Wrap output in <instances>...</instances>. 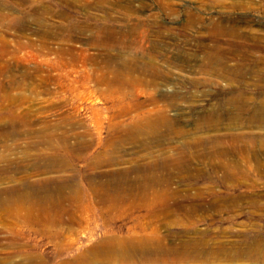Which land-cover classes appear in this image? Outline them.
I'll return each mask as SVG.
<instances>
[{
	"label": "rangeland",
	"instance_id": "obj_1",
	"mask_svg": "<svg viewBox=\"0 0 264 264\" xmlns=\"http://www.w3.org/2000/svg\"><path fill=\"white\" fill-rule=\"evenodd\" d=\"M156 47L152 70L146 67V53ZM106 60L114 80L126 79L124 87L109 91L87 78L97 67L101 71ZM127 61L132 66L123 69ZM263 80L264 0H0V190L20 187L28 195L21 198L26 203L39 190L38 182L59 179L79 190L80 205L86 208L74 221L82 229L74 225V230L1 215L0 264L22 263L32 249L47 264H65L106 238L155 235L176 248L199 241V250L207 253L163 264H264L262 256L234 255L256 239L264 241L260 144L244 159L229 147L230 141H223L225 160L239 165L235 182H226L212 162L190 157L188 169L172 176L168 189L177 194L164 200L170 212L183 208L169 214L154 195L149 205L103 207L92 188L125 183L106 173L129 167L132 158L156 146L148 136L119 141L125 132H114L110 122L123 120L118 117L123 111L131 122L133 116L163 106L176 129L199 138L254 134L261 139L264 126L248 117L232 120V115L235 98L264 101ZM209 113L208 123L199 125ZM157 130L167 138L164 147L182 144L165 126ZM50 136L54 142L43 143ZM77 144L86 145L79 154ZM189 144L203 153L210 148ZM101 152L107 156L101 158ZM116 157L126 164L106 166V160ZM52 158L57 160L49 162ZM90 161L101 164L94 169ZM135 179L129 182L135 187L148 184ZM163 189L154 186L155 192ZM251 199H257L256 208L249 206ZM231 201L236 205L230 206ZM46 231L59 240L46 237Z\"/></svg>",
	"mask_w": 264,
	"mask_h": 264
},
{
	"label": "bare ground",
	"instance_id": "obj_2",
	"mask_svg": "<svg viewBox=\"0 0 264 264\" xmlns=\"http://www.w3.org/2000/svg\"><path fill=\"white\" fill-rule=\"evenodd\" d=\"M14 26L20 28L21 23L14 24ZM157 49L159 50L157 47L153 48L150 53H146L148 60L146 67H150L154 62L156 54L153 51ZM103 64L104 66L100 68L101 71H99V67H97V73L93 72V74H90L91 77L88 76L87 78H90V80L93 79L98 85L105 86L109 91L116 87L122 88L128 83L126 79L118 81L114 80L108 60L103 62ZM131 66L132 64L130 61H127L123 65V69H128ZM151 69L154 70L152 66ZM262 82L264 84V80ZM262 97L264 99V95ZM251 100L252 99L247 96H242L233 100V103H235L236 106L232 115V120L241 121L244 120L245 117H248L250 122H256V124L264 126V101L256 104L249 102ZM154 101L155 100L152 99L151 103L153 104ZM143 106L144 102L140 104V107ZM211 115L212 114L209 113L207 116H203V118L198 121L199 125L203 122L208 123ZM126 116L127 111H123L118 114V117L123 118V120L121 119L117 122H110V129H113L114 132H125V135L121 137L119 141L124 143L128 139L137 138V136H148L147 138L156 146L152 148L149 147L150 149L144 154L137 155L136 158H132L130 160L132 164L129 167L111 171L106 173V176L103 174L107 178L113 177L114 179L119 178L120 180H125V183L118 181V186L112 183V188L103 187L98 183L94 184V187L92 188L97 198V203L103 207H107L109 204L111 206H118L125 203H137L139 206L149 205V196L154 195L158 204L160 206L163 205L161 209L166 211V213L169 214L175 211V209L180 210L183 207L178 205L176 208H173L171 212L168 211L170 208H165L164 200L177 194V191H171L168 189L169 185L172 183V176L176 171L188 169L191 162L189 159L190 157L212 162L215 169L223 172L222 176L226 182H235L239 179V165L234 164V166H231L225 160V157L228 154V147L225 149L223 141L225 139L230 141L231 145L229 147L233 148L232 150L237 151L240 156L242 155V158L244 159L246 158V155L252 151V147L257 148L258 144H260L258 147L264 146V135L261 139L254 134H236L226 137L217 136L203 139L197 137L196 135L189 134L190 132L188 133L187 131L176 129V125H172L171 120L168 118L166 110L163 106H157L149 111H144L137 116H133L130 118L131 122L124 119ZM161 125L166 127L169 131L168 135L170 134L172 139H183L180 146L174 147L177 151H179L178 154L173 155L171 153L174 148H167L163 146L166 143L164 139L167 138H164L165 135H163L160 130H157V128ZM15 132H17V130H15ZM122 134L120 136H122ZM53 139L54 136H50L49 139L47 137L42 141H44L43 143L48 144L54 142ZM64 139L68 144V136ZM61 142L66 144L62 140ZM189 142H193L197 146L203 144L210 148L209 150L205 149L206 153L199 152L196 148L190 146ZM85 148V144H77L74 151H76V154H79L84 151ZM167 149L170 151L168 152ZM191 150L194 151L192 152ZM104 154L107 156L106 152H104ZM104 154L101 152L100 157L103 158ZM255 157L258 158L259 155L255 153ZM55 160L57 159L52 158L49 162H53ZM126 161L127 160H124L121 157H116L114 160L109 159L105 162L107 164L106 166L114 167L126 164ZM100 164V162L90 161L89 167L95 169L99 167ZM134 175L136 178L135 180H146L148 181V184L143 187H135L133 183H129ZM37 184L40 186L39 190H36L34 192L35 195H31L32 197L26 203L23 199H21L25 193L20 189V187L13 186L9 189L0 190V216L6 214L17 222L19 221L23 223L37 224L40 222L51 221L53 225H69L73 230L75 227L72 226L76 225L78 229H82V225L80 223L74 222L76 217L82 215V212L86 209L80 205L79 190L70 183L59 179L46 178ZM160 184L164 186V189L155 192L154 186ZM34 186V183L29 184L30 189ZM42 192L45 193L44 197H41ZM26 196L28 197L27 194L24 197ZM256 200L251 199L249 206L256 208ZM230 203V206L236 205V201H231ZM45 236L50 239L54 238L53 240L55 241L59 240V236L57 234L48 233L47 231ZM199 243V241L188 242L187 247L176 248L174 246H166L164 244V238L158 235L135 239L132 237H112L106 238L92 245L82 255L75 256L72 260L64 263L94 264L100 262L102 264H163L165 262L168 263L170 260L185 263L186 261H193L207 255L206 252L199 250L201 245ZM25 253L26 258L24 262L22 261V263L19 264H47L46 260L42 257L43 255L41 256L36 249L26 251ZM220 253H224L226 255L228 254L226 251H221ZM234 255H246L255 258L258 256L264 257V241L256 239L246 249L236 250Z\"/></svg>",
	"mask_w": 264,
	"mask_h": 264
}]
</instances>
